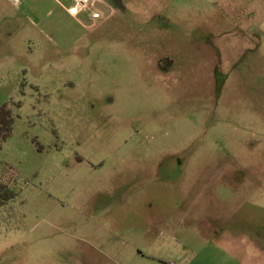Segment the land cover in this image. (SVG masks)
Returning a JSON list of instances; mask_svg holds the SVG:
<instances>
[{
    "label": "rangeland",
    "instance_id": "obj_1",
    "mask_svg": "<svg viewBox=\"0 0 264 264\" xmlns=\"http://www.w3.org/2000/svg\"><path fill=\"white\" fill-rule=\"evenodd\" d=\"M248 1L114 0L93 19L0 0V264H264V0Z\"/></svg>",
    "mask_w": 264,
    "mask_h": 264
},
{
    "label": "flooded vegetation",
    "instance_id": "obj_2",
    "mask_svg": "<svg viewBox=\"0 0 264 264\" xmlns=\"http://www.w3.org/2000/svg\"><path fill=\"white\" fill-rule=\"evenodd\" d=\"M106 1V0H83L80 2L79 6L77 7L76 11L73 12V14H79L81 11L83 10H88L90 13V17L93 19H99L102 17V15H105L106 17L111 16L113 14V12L115 11V8L112 4V2L114 0H110ZM75 5H76V0H75ZM119 6V11H122L124 9V6H122L121 4L118 5ZM71 8H68V10L70 11ZM71 12V11H70ZM72 13V12H71ZM97 14V15H94ZM163 67H159L160 71H167L166 69L168 67H164L165 65H162ZM213 70H215V72L213 73L212 76H214L213 80L211 82L216 83L217 81V74L220 72V70H222V67L218 66L214 67ZM210 83V82H209ZM209 222V220H207ZM210 223V222H209Z\"/></svg>",
    "mask_w": 264,
    "mask_h": 264
},
{
    "label": "trees",
    "instance_id": "obj_3",
    "mask_svg": "<svg viewBox=\"0 0 264 264\" xmlns=\"http://www.w3.org/2000/svg\"><path fill=\"white\" fill-rule=\"evenodd\" d=\"M14 118L11 110L6 105L0 107V141L5 140L11 135ZM1 146V143H0ZM0 191L3 195H6L9 191L7 189V183L0 179Z\"/></svg>",
    "mask_w": 264,
    "mask_h": 264
},
{
    "label": "crops",
    "instance_id": "obj_4",
    "mask_svg": "<svg viewBox=\"0 0 264 264\" xmlns=\"http://www.w3.org/2000/svg\"><path fill=\"white\" fill-rule=\"evenodd\" d=\"M217 1H223L225 4H226V6L227 7H229V10L231 9V7L232 8H234V9H236L237 7L236 6H232V4L231 3H233V2H235V4L236 5H238L239 7H243V6H246V4H248V3H250V1H248V2H245L246 0H237V1H235V0H217ZM251 4H248L247 5V9H248V6H250ZM20 5H18L17 7H19ZM73 6H70L69 8H72ZM245 10H246V8H245ZM227 12H228V10H227ZM251 12V11H250ZM245 16V17H244ZM243 19H244V21L245 22H250V21H252V20H250V18H252V17H250V15L249 16H247L246 14H244L243 15ZM247 20V21H246ZM264 109V108H263ZM255 168H264V165H261L260 167L259 166H257V165H255L254 166ZM255 176H257V175H255ZM258 178H260L261 180H264V176H258ZM257 186V185H256Z\"/></svg>",
    "mask_w": 264,
    "mask_h": 264
},
{
    "label": "built area",
    "instance_id": "obj_5",
    "mask_svg": "<svg viewBox=\"0 0 264 264\" xmlns=\"http://www.w3.org/2000/svg\"><path fill=\"white\" fill-rule=\"evenodd\" d=\"M12 4L18 6L21 4L22 0H9ZM83 1V0H76V5L73 6L70 11L73 13L76 11L77 7L79 6L80 2ZM94 15H97V14H94Z\"/></svg>",
    "mask_w": 264,
    "mask_h": 264
}]
</instances>
